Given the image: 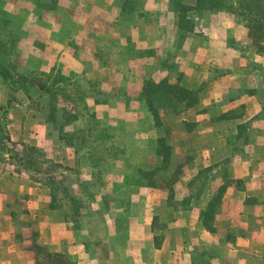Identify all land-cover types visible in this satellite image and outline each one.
<instances>
[{
    "label": "rangeland",
    "instance_id": "rangeland-1",
    "mask_svg": "<svg viewBox=\"0 0 264 264\" xmlns=\"http://www.w3.org/2000/svg\"><path fill=\"white\" fill-rule=\"evenodd\" d=\"M180 1L192 8L187 16L195 22L194 33L178 29L171 0H0V21L5 22L0 33L7 26L3 34L8 32L20 42L4 58L13 66L14 80L20 75L29 82L59 79L66 96L74 99L48 98L27 87L39 107H47L48 102L64 110L74 107L75 118L66 111L58 116L65 125V140L60 126L47 120L49 108L36 110L27 92L18 90L21 83L0 75V89L10 95L4 109L16 108L19 94L35 119L51 123L56 146L32 145L45 161L54 162V155L61 157L53 151L58 145L74 158L72 167L63 163L57 168L74 182L64 181L62 212L49 216L51 221L58 217L65 221L70 233L66 247L56 251L41 241L40 230L29 217L28 195L11 196L13 201L8 202L19 224L12 225L11 231L34 261L47 264V252H58L66 264H184V254L200 252L185 241L176 242V235L187 237L173 225L185 195V164L173 158L169 122L172 113L178 115L198 104L203 89L189 91L169 80L155 86L162 77L159 73L173 72L171 62L180 61L181 52L191 43L203 48L197 54L208 48L209 57L228 61V68L220 72L231 70L243 81L248 78L264 98V0ZM1 17L10 19V24ZM144 18L146 26L157 30L139 38L137 26ZM149 82L155 85L148 86ZM0 120L7 126L4 118ZM2 166L13 173L10 163ZM202 184L208 185L206 198L213 201V211L204 216L213 229L219 190L209 177L193 183L196 193ZM69 192L85 209L81 217L73 215ZM193 212L182 213L197 218V210ZM205 252L216 256L213 251Z\"/></svg>",
    "mask_w": 264,
    "mask_h": 264
},
{
    "label": "crops",
    "instance_id": "crops-1",
    "mask_svg": "<svg viewBox=\"0 0 264 264\" xmlns=\"http://www.w3.org/2000/svg\"><path fill=\"white\" fill-rule=\"evenodd\" d=\"M146 21L144 18L141 26H137L139 38L157 30L153 25L146 26ZM202 49L187 44L180 61L171 62L175 65L173 72H160L162 77L157 81L158 84L164 80L174 85L179 83L189 91L203 89L198 104L180 110L182 112L178 115L172 113L169 122L172 128L169 146L173 158L185 164V195L180 199L177 212L180 216L173 225L181 228L187 237L184 238L182 233L176 235V242L185 241L187 246L192 244L197 251L201 249L200 252L184 254V264H193L198 253L210 264H264V98L255 91L258 85L252 84L248 78L241 80L233 70V73L231 70L221 73L222 68H228V61L221 56L209 57L208 48L202 54L196 53ZM71 55L75 58L72 50ZM16 96L19 100L16 108L4 109L10 95L0 89V119H5L11 138L36 146H56L51 123L35 119L28 103L19 94ZM64 148L58 145L53 150L61 154L60 158L53 156L54 162L72 167L74 158ZM62 152L69 154L63 155ZM201 173L216 182L217 190L223 189L216 206L213 229L207 227L202 215L203 211L213 208L211 198H206L210 194L207 184H204L199 198L183 204L191 195L190 184ZM18 194L29 196V217L39 228L41 241L49 249L52 247L58 251L57 248L66 247L67 241L70 242L66 240L70 233L65 221L59 217L55 221L49 219L52 212L55 214L50 210L49 189L4 171L0 163V264H36V260L17 243L15 232L11 231L16 222L7 205L9 200L13 201L11 196ZM163 201L167 203L169 199ZM199 202L201 205H197ZM196 210L197 218H191L190 213L194 214ZM73 242L77 243V240ZM74 243L70 247H74ZM155 249L160 252L161 248ZM205 250L213 251L216 256L211 258Z\"/></svg>",
    "mask_w": 264,
    "mask_h": 264
},
{
    "label": "trees",
    "instance_id": "trees-1",
    "mask_svg": "<svg viewBox=\"0 0 264 264\" xmlns=\"http://www.w3.org/2000/svg\"><path fill=\"white\" fill-rule=\"evenodd\" d=\"M126 3L125 7H123V13L126 12ZM198 3V1H197ZM171 4L173 5L172 10L175 12L177 17V27L179 30L184 31L185 33H194L195 32V22L193 19L187 16V11L192 10L191 7H189L186 4L181 3L180 0H171ZM180 5V7H178ZM209 8H213V6L209 5ZM126 14V13H124ZM3 20H7L6 23L10 24V19H5L4 17H1ZM3 21H0V25H2ZM7 29V26L3 27V32ZM0 33V75L7 79V80H13V82L21 83L22 87L18 90H23L27 92L29 100L34 104V108L39 111H46L47 107L49 108V115L47 117L48 121H52L56 124H58L59 132L62 135V139H67V133L65 131V125L62 123V121L58 120V116L61 112L66 111L68 112V115L71 118H75L76 115H73L75 111H73L74 107H71L70 109L67 108L66 110L59 108L56 102L47 104V107L41 106L39 107V103L37 101H34L30 93H28L27 87L31 86L34 87L41 96L47 95L48 98L50 95L53 97H62L74 100L71 95L66 96L65 91L62 90L64 87H60L63 83L61 81H35V82H29L28 78L25 75H20V79L17 81L14 80L12 75L10 74V68L13 67L12 65L5 63L4 58L7 57V54L9 52H13V48L17 46L20 42L14 41L11 35L7 32L5 34ZM163 82L156 84L155 87L161 85ZM155 83L149 82L148 86H154ZM171 86V85H170ZM68 140V139H67ZM70 146H73L72 143L69 142ZM0 163L2 165H5L6 163H10L14 166L13 173L19 175V176H27L28 179L34 182L43 183L49 189L52 193V202H51V210L53 211H61L63 208L62 200H61V189L63 187L64 181H70L74 182L73 179L68 176L65 172H59L57 171V168H61L62 166L58 163L51 162V161H45V157L43 153H41L37 147L32 146L31 144L25 143L23 141H14L7 129V126L1 123L0 120ZM68 171V170H67ZM71 173H74V171H70ZM209 177L206 173H201L197 178L193 180V183L199 180H206ZM193 183L190 184L191 192L190 196H188L186 199H184L183 204L189 203L191 199H197L198 193H196L193 189ZM204 184H202L201 189L203 188ZM70 193V192H69ZM223 189H221L217 195V201L219 202L220 197L222 196ZM70 201H71V209L73 211V215L76 217H81L84 208L78 204L76 201V198L73 194L70 193ZM86 208V207H85ZM210 211H213V208L209 209L208 211H203L202 215L207 216L209 215ZM62 212V211H61ZM64 214V213H63ZM65 215V214H64ZM66 216V215H65ZM209 229H212L210 226L207 225ZM42 250V248H41ZM47 264H66V259L64 255L60 253H51L47 252ZM36 264H40L39 260L36 261ZM193 264H210L203 256L202 254H196L195 259L193 261Z\"/></svg>",
    "mask_w": 264,
    "mask_h": 264
}]
</instances>
